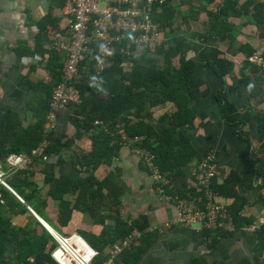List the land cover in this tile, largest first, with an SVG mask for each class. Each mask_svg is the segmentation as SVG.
Masks as SVG:
<instances>
[{"label": "crops", "instance_id": "crops-1", "mask_svg": "<svg viewBox=\"0 0 264 264\" xmlns=\"http://www.w3.org/2000/svg\"><path fill=\"white\" fill-rule=\"evenodd\" d=\"M221 1L215 0L209 4L207 0H173L179 13L172 26V34L197 43L196 46L202 45L203 42L197 34L209 30L206 10L216 9ZM244 1L240 0V3ZM65 2L66 0H0V132L9 119H18V128L25 130L37 122V108H40L39 113L42 114L44 88L41 83L48 84L50 78L45 69V58L34 48L39 37L43 48L58 49L65 63L66 52L59 46L69 34L70 17L63 13ZM231 11L229 10L228 18L237 28L236 38L233 41L227 38L216 44L223 55L236 65L231 73L225 75L226 87L222 92H225L230 101L228 113L239 121L229 122L222 114L217 95L222 89L223 79L209 65H199L191 74L187 87L189 105L195 113L189 133L197 154L185 167V175L174 178L175 181L171 183L172 189H179L180 193L184 190L191 197L203 196L204 188L198 185L195 178V166L206 152L212 151L218 163V170L212 181L223 190L222 193L215 190L218 193L217 200L225 205L233 218L234 213H237L246 223L241 224L234 219L233 229H208L210 232L207 235L206 229H199V225L187 226L175 221L173 203L160 197L148 167L131 153L127 145H122L117 159L112 164L101 163L94 173L103 179L112 169H118V183L121 181L122 185L121 204L118 206L121 217L129 221L148 222V230L155 231L157 237L138 255L135 254L139 251L141 243L138 240L130 249L123 250L115 257L111 255L110 247L105 245L103 256L110 257L112 264H264V249L258 250L262 242L258 234L264 232V186L260 187L263 183L262 177L256 176L257 169L264 167L260 160L264 159V150L259 145L264 138H259L258 132L252 130L250 124L252 113L264 110V100L259 96L252 98L250 86L240 82L241 76L249 75L254 78L262 73L252 71L250 65L244 69L243 65L250 60L244 52L238 51L241 43H250L256 50L254 53L264 59V27L257 26L253 19L252 7L248 17L233 15ZM248 18L252 20L245 22ZM187 34L191 37H187ZM194 54L193 50L189 52V56ZM91 57V63L82 67L79 79L89 78L83 72L90 73L88 68L93 66L95 60V56ZM86 66L88 67L85 68ZM175 109V104L167 101L152 106L149 113L156 122L160 116L170 114ZM71 113L72 108L71 111H62L57 128L51 132V143L56 144L59 149L58 152L50 151L51 159H34L31 168L23 169L26 170L25 173L20 169H17L16 173L13 172L15 167L1 159L0 168L6 174V181L19 195L20 190L16 185L25 193L31 192L30 186L36 185L37 189L33 191L34 200H44V216L53 226L42 218L51 228L62 233L94 235L91 237L96 241V235L104 228L101 220L105 217V202L102 200V210L96 211L94 216L90 212L75 209L69 224L63 226L58 221L59 209L56 202L59 200L50 195L52 187L50 182H46V172L51 170L50 165L55 168L56 179L62 180L66 174H72L70 172L74 169L71 165L69 167V163L73 162V158L92 148L91 132L83 130L79 133L70 121ZM242 122L246 123L245 131H251L250 136L238 132ZM156 125L162 127L164 123L159 122ZM14 135L15 132L7 135L10 138L8 142L14 139ZM61 156L64 157L62 163ZM78 167H82L81 172L85 174L83 170L86 166ZM232 173L238 176V180L232 178L228 181ZM184 182L188 185L184 186ZM222 184L226 186L220 187ZM4 189L8 190L2 186V192ZM193 189L196 195L191 194ZM8 191L10 195L12 192ZM75 197L76 194L69 193L66 199L74 202ZM105 200L106 204L110 202L109 193ZM25 203L28 205L24 200ZM13 207L9 214L13 224L26 225L31 219V214L21 213L18 205L13 204ZM107 222L110 224V221ZM248 223L262 225V228L247 232L243 226ZM41 230L42 227L39 226L38 231Z\"/></svg>", "mask_w": 264, "mask_h": 264}, {"label": "trees", "instance_id": "trees-1", "mask_svg": "<svg viewBox=\"0 0 264 264\" xmlns=\"http://www.w3.org/2000/svg\"><path fill=\"white\" fill-rule=\"evenodd\" d=\"M214 1L207 0L209 4ZM158 5L159 0H156L155 6ZM160 6L161 10L155 12L154 17L163 27L166 40L156 49L155 54L147 49L140 52V56L134 57L129 69L121 66L124 58L123 55L118 54L115 64L101 74L95 75V67H91V72L98 81L97 84L92 82L91 77L87 79L82 77L76 80V84L81 90L82 103L74 106L70 121L77 127L79 133L83 130L91 132L92 148L83 155L79 154L78 157L73 158L69 167L71 165L74 170H71L72 174H66L64 179H56L53 165H50L51 170L46 172V182H50L52 186L49 193L53 198L59 200L58 221L61 225L69 224L75 209L90 212L94 216L96 211L102 210V200L103 203L105 202V217L101 220L104 228L95 237L99 243L92 239L91 236L94 235L88 236V234L82 233L98 250V255L95 258L96 263L107 259L103 256L105 245L109 247L111 243L125 238L134 228L142 231V235L135 239V241L141 242L139 251L135 252L137 255L152 244L157 237L155 231L148 230V222L129 221L121 217L118 206L121 204L122 185H120L121 181L120 184L118 183V169H112L103 179L98 178L94 173L95 168L101 163L112 164L120 155V150L123 147L121 144L122 133L116 130L117 123L123 122V128L129 135H144L143 140L137 144L149 148L156 154V162L171 181H175L174 178L178 176L185 175V167L197 154L189 133V128L192 127L195 118L187 94L191 74L201 64L209 65L217 72L224 82L217 95L222 114L229 122L237 123L239 120L228 113L230 101L225 92H222L226 87L225 75L231 73L236 65L223 55L224 53L216 42L219 43L227 38L233 41L236 38L235 30L237 28L228 18L229 10H232L233 15L248 17L250 16L249 9L252 7L253 19L257 26L264 27V0H245L242 3L240 0H222L216 9L207 8L209 30L197 34L203 44L196 46L197 43L172 34V26L179 13L178 6L174 4L173 0H164ZM251 20L248 18L245 22ZM69 25V34L66 39L71 34ZM39 39L38 37L34 50L45 58V69L50 78L48 84L41 83L44 88L42 114L39 113L40 108H37V122L25 130L18 128L19 120H14V118L9 119L1 128L0 159L4 161L10 153H30L42 140L44 124L50 109L51 95L55 85L61 79L64 64L62 56L58 49H44L43 45L39 43ZM59 46L61 48V42ZM16 49L19 52V49ZM191 50L195 52L193 56H189ZM238 51L244 52L249 57L256 50L250 43H241L238 46ZM65 56L66 60L67 54ZM91 56L94 58V55L87 56L81 62V67L91 63ZM161 59H163V64H160ZM249 62H246L243 68L246 69L250 65L252 71H261L262 75L254 76V78L249 75L241 76L240 82L250 86L252 98L259 96L264 100V67ZM167 101L175 104V111L170 114L165 113L155 122L149 113L150 109L152 106ZM96 119L103 120L104 124H94ZM250 119L252 130L258 132L259 138H264V110L253 112ZM159 122L164 125L162 127L156 125ZM245 125L246 123L242 122L238 132L250 136L251 131H245ZM115 131L116 133H114ZM10 132L13 134L15 132V135L14 139L8 142L10 138L7 135ZM259 145L264 150V140ZM50 151L58 152V146L50 142L47 152L50 153ZM260 160L264 164V159ZM62 162H64L63 156L60 159V163ZM65 162L67 161L65 160ZM78 166H86V169L83 170L85 174L81 172L82 167ZM25 172L26 170H23L22 173ZM256 176L262 177L263 183L260 187L264 186V167L257 169ZM232 178L238 180L235 173L229 175L228 181ZM187 185L184 182V186ZM222 186L224 187L226 184L220 185V187ZM16 187L20 190L17 191L24 200L51 224L44 216L46 207L44 200L37 199L35 201L33 191L25 193L17 185ZM212 188L219 191L218 193L223 191L214 181H212ZM193 190L194 192L191 194L196 195L195 189ZM167 191L170 193L175 191L180 196H190L184 190L180 193L179 189L176 191L169 186ZM3 193L5 203L0 206V264H58L52 257V251L57 246V242L51 233L32 214L26 225L13 224L12 218L9 216L13 211V204L19 206L18 210L21 213H26L29 210L14 194L10 193L9 195L8 190L4 189ZM69 193L76 194L74 202L66 199ZM108 193L110 202L106 204L104 199ZM234 219L238 223H246L243 217L237 213H234ZM107 220L110 221V224H107L109 223ZM39 226L42 227L41 231H38ZM205 229L208 235L210 231ZM258 235L262 241L258 250L262 251L264 249V232Z\"/></svg>", "mask_w": 264, "mask_h": 264}, {"label": "built area", "instance_id": "built-area-1", "mask_svg": "<svg viewBox=\"0 0 264 264\" xmlns=\"http://www.w3.org/2000/svg\"><path fill=\"white\" fill-rule=\"evenodd\" d=\"M155 6L156 0H66L63 13L70 17V36L61 41L67 58L62 67L61 79L55 85L50 109L47 113L44 136L30 153H10L7 163L14 170L30 166L36 158L51 159L47 149L51 142V132L58 124L59 114L69 105L81 102V90L76 84L81 72V62L89 55H94L95 75L101 74L113 66L117 55H123L121 66L131 67L134 57L140 52L149 50L151 53L165 43L166 37L160 22L154 13L161 10ZM249 60L264 67V59L257 53L249 56ZM90 72V68H88ZM97 84L96 78L92 81ZM94 124H104L96 119ZM124 123H117L118 131L122 133V145H127L142 164L148 167L152 180L161 198L173 203L175 221L191 226L199 225V229L234 228V218L225 205L217 200V192L212 188V178L218 170V163L212 151L198 161L195 166V178L198 185L204 188L203 196H180L177 192H168L172 187L170 178L161 170L156 162L155 153L137 143L144 135H129L124 130ZM116 133V131L114 132ZM13 169V168H12ZM5 172L0 168V206L5 203L1 185L6 186L20 199L15 190L5 181ZM262 225L248 223L243 226L247 232L260 230ZM57 241V247L52 256L59 264H95L93 262L98 251L79 232L69 235L56 229H50ZM142 231L134 228L125 238L111 243V253L115 255L125 249H130ZM33 260V258H31ZM96 264H112V259Z\"/></svg>", "mask_w": 264, "mask_h": 264}, {"label": "rangeland", "instance_id": "rangeland-1", "mask_svg": "<svg viewBox=\"0 0 264 264\" xmlns=\"http://www.w3.org/2000/svg\"><path fill=\"white\" fill-rule=\"evenodd\" d=\"M188 31V30H187ZM189 32V31H188ZM187 37H191V35H188L187 34ZM160 64H163V59H161V61H160ZM93 66H94V63H93ZM80 67H81V65H80ZM88 66H86L85 68H87ZM95 67V66H94ZM84 68V69H85ZM89 68H90V73H87L86 71H84L83 72V74L86 76V77H91L90 79L93 81V79H94V75L92 74V72H91V67L89 66ZM81 69H82V67H81ZM95 83V82H94ZM82 103V99H81V102L80 103H78V104H81ZM75 105H77V104H74V105H69L68 106V108L66 109L67 111L70 109V111H71V108H72V112H73V109H74V106ZM61 114V113H60ZM60 114H59V116H60ZM58 120H59V118H58ZM58 125V124H57ZM45 126H46V122H45ZM57 128V127H56ZM43 135H44V130H43ZM131 150V149H130ZM131 153L134 155V153L132 152V150H131ZM22 154H24V153H22ZM39 159H44V158H39ZM45 160V159H44ZM33 162V161H32ZM32 164V163H31ZM30 164V166H28V167H26V168H20V170H23V169H29V168H31L32 167V165ZM13 172H15L16 173V171L17 170H12ZM4 179H5V181H6V174L4 175ZM9 185H11L8 181H6ZM2 186H4V185H1V190H2ZM6 187V186H5ZM52 187V186H51ZM7 188V187H6ZM30 188H31V191H34L35 189H37L36 188V185H33V186H30ZM8 189V188H7ZM8 190H10V189H8ZM11 191V190H10ZM12 192V191H11ZM16 192V191H15ZM3 193V192H2ZM13 193V192H12ZM17 193V192H16ZM19 200H21L23 203H24V199L22 198V199H20L15 193H13ZM39 195H40V193H39ZM26 202V201H25ZM26 204V203H25ZM56 205L58 206V201L56 202ZM26 206H27V208H28V212L30 213V214H32V215H34L40 222H41V224L51 233V235L53 236V234H52V232H51V230L50 229H52V228H48V226H46V224H44V222H42V220H44L42 217H40V215H38L37 214V211L31 206V205H27L26 204ZM42 219V220H41ZM45 221V220H44ZM49 225V224H48ZM50 226V225H49ZM54 229V228H53ZM58 231V230H57ZM60 232V231H59ZM62 233V232H61ZM73 233V232H72ZM64 234H67V233H64ZM69 234H71V233H69ZM69 234H67V235H69ZM54 237V236H53ZM84 237V236H83ZM85 238V237H84ZM54 239H55V237H54ZM86 239V238H85ZM56 240V239H55ZM87 240V239H86ZM88 241V240H87ZM57 242V241H56ZM89 242V241H88ZM90 243V242H89ZM90 245L93 247V248H95L91 243H90ZM111 246V244L109 245V247ZM57 247V246H56ZM55 247V248H56ZM96 249V248H95ZM97 250V249H96ZM98 251V250H97ZM53 252V251H52ZM110 253H111V249H110ZM119 253H121V252H118V253H116L115 255H114V257L115 256H117ZM97 255H98V253H97ZM96 255V256H97ZM111 255H113L112 253H111ZM53 257V256H52ZM54 258V257H53ZM96 258V257H95ZM95 258H94V260H93V262L96 264V262H95ZM55 259V258H54ZM110 259V257L109 258H107V259H105L104 261H106V260H109ZM56 261V260H55ZM57 262V261H56ZM102 262V261H101ZM58 263V262H57ZM99 263V262H98ZM59 264V263H58Z\"/></svg>", "mask_w": 264, "mask_h": 264}, {"label": "water", "instance_id": "water-1", "mask_svg": "<svg viewBox=\"0 0 264 264\" xmlns=\"http://www.w3.org/2000/svg\"><path fill=\"white\" fill-rule=\"evenodd\" d=\"M42 222H44V224H46V226H48V228H50V226L48 225V223L46 221L42 220Z\"/></svg>", "mask_w": 264, "mask_h": 264}, {"label": "clouds", "instance_id": "clouds-1", "mask_svg": "<svg viewBox=\"0 0 264 264\" xmlns=\"http://www.w3.org/2000/svg\"><path fill=\"white\" fill-rule=\"evenodd\" d=\"M81 234V233H80Z\"/></svg>", "mask_w": 264, "mask_h": 264}]
</instances>
